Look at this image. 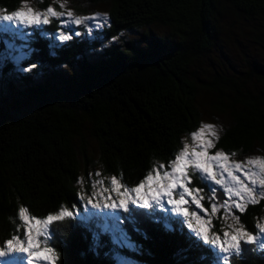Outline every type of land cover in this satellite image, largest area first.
Returning a JSON list of instances; mask_svg holds the SVG:
<instances>
[{"label": "trees", "instance_id": "16d2710c", "mask_svg": "<svg viewBox=\"0 0 264 264\" xmlns=\"http://www.w3.org/2000/svg\"><path fill=\"white\" fill-rule=\"evenodd\" d=\"M23 1L0 0V12L11 14ZM85 1L109 3L105 38L158 25L173 39L151 36L142 43L110 46L94 61L79 54L82 47L76 43L49 55L46 40L37 39V60L56 69L66 66L68 73L55 71L50 79L24 88L21 102L10 98L0 106V247L21 236V207L33 220L67 210L71 216L47 226L52 264H114L113 251L139 264H220L215 251L171 216L159 219L134 205L111 213L86 208L74 187L80 152L75 141L86 132L96 143L102 172L133 188L153 161H170L179 138L194 130L199 90L216 94L229 114L216 148L248 152L264 144V68L253 63L237 75L214 74L200 85L190 78L195 54L214 44L216 0ZM226 2L238 12L264 16V0ZM80 155L87 164L86 153ZM262 211L260 200L236 214L244 232L257 234ZM122 239L137 251L122 246ZM237 244L240 255L234 249L221 264H264V248Z\"/></svg>", "mask_w": 264, "mask_h": 264}, {"label": "rangeland", "instance_id": "374dc122", "mask_svg": "<svg viewBox=\"0 0 264 264\" xmlns=\"http://www.w3.org/2000/svg\"><path fill=\"white\" fill-rule=\"evenodd\" d=\"M49 7L62 13V15L57 18L47 14L48 24L42 23L39 26L23 27L18 26L15 22L0 20V106L5 103L8 104L10 98L21 102L20 92L24 88L33 86L36 82L50 79L55 71H59L61 75L68 73L66 66L56 69L46 64V62L37 60V56H35L37 39L46 40L48 46L46 52L49 55L56 54L58 49L70 43L79 44L82 47L79 54H83L89 61L99 59L110 46L123 47L125 43H135L136 41L142 43L151 36L160 37L164 40L173 39L170 30L158 25L125 32L112 39L105 38L103 30L108 26L109 3L107 1L91 3L85 0H24L17 10L31 8L33 12L41 13V19H43ZM215 7L214 44L209 51L195 54V65L190 70V78L197 85L211 78L214 74L224 77L237 75L253 63H258L264 68V16L256 17L238 12L231 8L226 0H216ZM69 13L72 15L69 16ZM0 14L6 13L0 12ZM98 24L101 26L97 27ZM52 26H55V30L50 32ZM17 28H19V32L16 31ZM5 29H8V31H5ZM25 34H28L26 38H24ZM60 35L69 36L70 39L61 41L59 39ZM24 43H27L31 52L21 62V66L27 68L33 64L37 65L28 73L18 72L17 66L8 56L10 52L9 44L20 47ZM217 98L216 94L198 90L197 100H195L197 121L194 130L179 138L178 147L170 161L166 163L153 161L147 176L151 174L155 178L158 176L164 177L166 172L172 174L163 179H154L151 182L147 181L146 176L133 188H126L118 178L102 172L99 166L96 143L84 132L81 141H75L76 150L80 152L77 155L79 169L74 187L79 197L84 201L85 207L89 210H102L111 213L115 209H119L121 201H123L127 207L134 205L139 208H146L159 219L162 216L164 218L171 216L170 218L176 219L177 224H180L194 240L206 244L209 250L215 251V256L220 264L230 252L234 251L233 248H230L229 253H224L221 248L229 247L228 242L232 240L233 236H237L238 229L241 230V235L237 236L236 243L238 241L251 242L257 248H261L260 245L264 243L262 239L264 231L261 230L264 226V211L257 217V234L255 236L250 235L252 237L251 241L248 240V236L242 235L244 231L236 220V214L241 212L246 205L258 203L260 200L264 201V196L258 195L261 189L257 186L253 193L254 196L258 197L255 203L248 201L244 195L236 196V192L245 185L251 186L250 181L252 179H255L258 185L261 179L258 166L249 165L247 161L257 158L264 159V144H254L251 150L245 153H240L239 150L224 152L227 159L221 157L210 160L208 157H200L203 163L212 166V177H215V179L206 175L204 179H201L200 174H197L189 186L185 177L191 175V163L182 173L172 172L175 157L183 150L185 143L189 145V156L193 160L195 159L191 157L193 149L196 151L204 150L201 148L199 141L194 142L192 140L191 134L198 131L205 124L213 125L217 133L216 136H210L207 133L205 135V139L211 140L214 144V147L207 149L209 156L217 151H222L216 148V142L225 127L229 125L230 118L226 104L224 107L221 106L224 101L220 105ZM18 105L15 102L12 103L14 108H18ZM81 152L86 153L89 160L85 165H83ZM237 162H243L242 168L254 174L247 177L241 175L234 169ZM200 173H202V169ZM233 175L238 179H234ZM217 180L219 184L216 183ZM141 184H144V187L137 193L135 189L140 187ZM169 184H174V187L169 189ZM197 188H202L203 191H195ZM213 189L223 192L225 196L223 202H216L211 198ZM169 193H171V196H169ZM181 194L184 196L183 200L180 199ZM153 197L160 200V205L155 203ZM195 198L201 199L202 208H197L194 203H189ZM145 200L152 207H141ZM133 201H136V203H133ZM236 204L241 205L242 209L234 207ZM93 205L96 206L93 207ZM105 205L109 206L105 207ZM176 207L186 208L188 214L185 215L183 211H173V208ZM213 208H215V211ZM62 211L65 210H61L53 216H59ZM72 211L77 212L75 209ZM193 212L196 215H193ZM26 216L28 217V223L21 220L18 215V226L21 227L22 232L21 236H16L15 239L12 238L14 246L16 239L21 240L27 246V232L29 226H31L32 235L38 243V247H34L32 251H43L44 248H49L45 242L49 223L45 224L44 221L47 220V217L39 220L40 223L37 224V220L29 218L27 214ZM189 222H191L192 227H189ZM212 240L217 241V243L212 244ZM120 244L133 250V253L137 251L132 243L125 239H122ZM120 244L117 245L120 246ZM0 250L8 252L7 242L3 247H0ZM46 255L49 259L35 256L30 258L27 253L13 251L5 257H0V264H52L54 259L52 251ZM109 256L114 264H139L117 251L109 252Z\"/></svg>", "mask_w": 264, "mask_h": 264}, {"label": "snow or ice", "instance_id": "6c2138e0", "mask_svg": "<svg viewBox=\"0 0 264 264\" xmlns=\"http://www.w3.org/2000/svg\"><path fill=\"white\" fill-rule=\"evenodd\" d=\"M47 14H51V16L57 17V18L62 15V13L56 12V11H54L53 8L49 7L47 9V13L44 14L45 18L41 19V15H42L41 13L33 12V10L31 8H28L27 10H25L24 8H21L20 10L12 11L11 14H0V20L7 21V22H15L18 26L32 27V26H39L42 23L48 24L49 20L47 19ZM71 15L72 14L69 13V16H71ZM100 26H101L100 24L97 25V27H100ZM5 31H8V29H5ZM16 31L19 32V28H17ZM27 35L28 34H25L24 38H26ZM59 39L61 41H63V40L70 39V37L60 35ZM9 49H10V52H9L8 56L12 60V62L17 66L18 72L28 73V72L32 71L35 67H37V65H35V64L30 65L27 68L21 66V62L24 61L27 58V55L31 52V49L28 48L27 43L22 44L20 47H16L14 44H9ZM206 133L210 136H216L217 135L214 126L211 124H205L202 127H200V129L198 131H195L191 134L192 140L194 142L199 141L201 148L204 149L203 151H196L195 149H193V151L191 153V157H194L195 158L194 160L190 158V156H189V145L187 143H185L183 145V150L180 151V153L175 157V160L172 164V172H180V173H182L184 169L188 168L189 163L192 164L191 175H187L185 177L189 186L191 185L193 178L197 174H200L201 179H204L205 175L207 177H211L212 179H215V177H212V166H209V165H206L205 163H203L200 160V157H202V156L208 157V159H210V160H216L217 158H221V157L224 159H227V156L223 151H217L213 155L209 156L207 149L214 147V144L211 140L205 139ZM242 163L243 162H237L234 165V169L245 177L253 175L254 173H252L251 171H247V170L242 168ZM247 163L249 165H257L258 166L259 175L261 176V179L259 180L258 185H257V181L255 179H252L250 181L251 186L245 185L241 189H238L236 192V196L244 195L248 201L255 203V202H257L258 197L254 196L253 193H254L257 186L261 189V191L258 195L264 196V159H260V158L249 159L247 161ZM201 169H202V173H200ZM171 174H172L171 172H166L164 174V177L170 176ZM230 174H232V173H230ZM164 177L158 176V177L154 178L151 174H149L147 176V181L151 182L154 179H163ZM233 178L238 179V177H236L235 175H233ZM113 183H115V181H113ZM216 183L219 184V181L217 180ZM143 187H144V184H141L140 187L135 189V191L137 193H139L140 189ZM172 187H174V184L168 185L169 189H171ZM195 191L200 192V191H203V189L197 188V189H195ZM169 196H171V193H169ZM153 198L155 199V203L157 205H160V200L155 198V197H153ZM211 198L212 199L218 198L215 195V189H213ZM180 199L181 200L184 199L183 194H181ZM133 203H136V201H133ZM189 203L190 204L194 203L197 208H202L200 198H195L192 201H190ZM95 206L96 205H93V207H95ZM108 206L109 205H105V207H108ZM120 206L123 207L125 211L128 209L127 205L123 201H121ZM141 207H152V205H150L148 203V201L145 200L144 203L141 205ZM234 207H240L242 209V206L239 204L234 205ZM213 210L215 211V208H213ZM173 211H176V212L183 211L185 215L188 214V210L186 208L181 209L179 207H176V208H173ZM26 212H27V209L24 207H21L19 209V217L25 223H28V217L26 216ZM192 214L196 215L195 212H193ZM71 215H72V213L65 210V211L60 212L59 216L49 215L47 217V220L44 221V223L47 224L53 220H59L65 216H71ZM36 223L39 224L40 221L37 220ZM189 227H192L191 222H189ZM261 230L264 231V226H262ZM197 234L199 235V233H197ZM225 235H227V234H225ZM239 235H241V230L238 229L237 230V236H239ZM242 235L248 236L249 241L252 240V237L247 232H243ZM237 236H233L232 240L228 242L229 247H222L221 251L224 253H229L230 248H233V249H235L234 254L239 256L241 253V250H240L238 244L236 243ZM211 243L216 244L217 241L212 240ZM7 245H8V252L0 250V257H5L6 255H8L9 253H11L13 251H18L21 253H27L28 257H30V258L35 256L38 258L49 259V257L46 254L52 251L51 248H47V247L44 248L43 251H36V252L32 251V249L34 247H38V243L32 235L31 226H29L28 232H27V246H25L24 243L19 239H16L15 246H14L13 239H9L7 241ZM260 247L264 248V243H262L260 245Z\"/></svg>", "mask_w": 264, "mask_h": 264}, {"label": "water", "instance_id": "95a60500", "mask_svg": "<svg viewBox=\"0 0 264 264\" xmlns=\"http://www.w3.org/2000/svg\"><path fill=\"white\" fill-rule=\"evenodd\" d=\"M215 195L218 197L214 199L216 202H223L225 200V196L221 190H215Z\"/></svg>", "mask_w": 264, "mask_h": 264}]
</instances>
